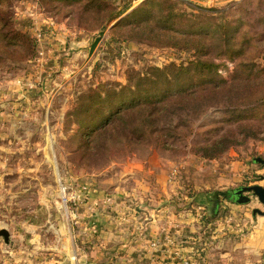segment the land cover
Masks as SVG:
<instances>
[{
  "label": "rangeland",
  "instance_id": "374dc122",
  "mask_svg": "<svg viewBox=\"0 0 264 264\" xmlns=\"http://www.w3.org/2000/svg\"><path fill=\"white\" fill-rule=\"evenodd\" d=\"M101 1L124 14L108 23L107 6L91 12L82 3L9 0L16 27L36 40L37 49L29 60L0 63V264H90L98 227L93 225L91 234L76 223L77 204L62 201L60 183L70 192L84 185L92 189L108 175L130 167L143 172L158 164L167 172L163 178L172 186L167 197L175 210L197 216L201 233L196 236L202 243L214 241V228L224 223L219 240L246 249L258 237L253 233L264 220V203L247 191L243 194L250 200L239 203L234 192L264 186V164L258 160L264 159V112L252 110L249 101L264 83L245 79L249 71L255 75L264 67V0H170L175 12L191 19L199 8L216 10L205 12L201 23L176 26L189 37H203L205 55L164 45V35L151 32L160 23L156 0L137 14L143 21L136 22V29L127 25L129 20L119 26L118 21L147 0ZM215 24L224 28L210 36ZM227 34L234 46L247 39L244 54L224 58L226 67L216 75L195 70L185 75L181 87L196 82L197 92L170 98V113L157 96L114 114L120 98L107 97L110 87L136 85L134 75L152 66L212 57L225 48ZM46 40L57 43L48 47L54 59L45 52ZM242 114L246 119L235 121ZM227 139L231 145L222 153L205 156L212 149L222 151ZM206 146L209 150L200 149ZM227 190L235 197L220 194L214 214V193ZM191 197L199 199L194 207ZM97 201L87 206L111 212L117 205ZM115 252L125 255V250ZM246 253L241 256L250 259ZM225 257L223 264H252Z\"/></svg>",
  "mask_w": 264,
  "mask_h": 264
},
{
  "label": "crops",
  "instance_id": "0c3cea01",
  "mask_svg": "<svg viewBox=\"0 0 264 264\" xmlns=\"http://www.w3.org/2000/svg\"><path fill=\"white\" fill-rule=\"evenodd\" d=\"M54 43L46 40L44 46L47 49L44 51L48 53L49 45ZM48 54L51 59L56 56L55 53ZM166 174L159 164L143 172L130 167L120 171L118 176L108 175L100 179L99 186L92 187L88 202L75 206L73 217L76 223L91 234L92 226L94 229L98 227V242L90 248V256L94 259L89 261L90 264H223V261H228L226 255H232L234 261L237 257V261L261 264L264 220L253 233L258 236L254 237L255 243L246 249L232 243L223 244L219 240L224 223L214 228V241L204 244L201 237L198 239L196 236L197 232L201 233L197 216L188 210H175L169 201L167 190L172 186L168 187V182H164ZM108 195L113 196L117 203L116 208L111 207V212L107 207L96 210L87 206L97 200L102 204V199ZM198 200V197H191L188 202L194 207ZM184 239L185 243H182ZM117 249L125 250V255H117ZM245 251L250 259L241 256Z\"/></svg>",
  "mask_w": 264,
  "mask_h": 264
},
{
  "label": "trees",
  "instance_id": "16d2710c",
  "mask_svg": "<svg viewBox=\"0 0 264 264\" xmlns=\"http://www.w3.org/2000/svg\"><path fill=\"white\" fill-rule=\"evenodd\" d=\"M57 2H63L66 4H73V3H82L86 10L91 12H97L102 9H104L106 6L108 7V10L110 13L108 15H105L104 18L107 19L108 23H111L115 21L116 19L120 18L124 12H118L114 7H111L109 5H104L103 1L101 0H54ZM159 2L158 4H161L158 14L160 19L158 20V25L155 26L152 25L151 32L154 30L156 32H160L164 35L165 43H162L164 45H167L169 47H176V48H183V49H196L198 52H200L202 55L207 54L208 49L206 48V45H204V38L201 36H191L189 37L184 30H181L182 28L185 29L187 26H191L194 22H203V17L205 16V12H215L216 10L212 9H205V8H199L197 11V14H194L195 19L189 18L184 12L177 13L173 10V5L170 4V0H156ZM155 0H147L143 4L135 7L132 11H130L128 14H126L124 17L119 19L118 26L120 23H123L124 21H128L127 25H134V28L138 26L136 22H142L143 20H139L137 18V14L141 11H144L146 9V4L156 2ZM5 3V5L3 4ZM149 9H147V12H145L146 15H148ZM13 14L12 11L9 8V0H0V63H4L6 60H16V61H25L31 59V57L34 54V51L37 49V43L36 40L30 36H28L25 32L21 31L16 27V23L13 21L12 18ZM151 20V17H149ZM154 19H157V16H154ZM179 24V26L185 24L180 27H176ZM224 26L220 24H215V28L213 31L214 34H210V36L215 35L218 31V29H222ZM104 30V29H103ZM224 43L225 48L216 53L214 56L209 58H202L196 57L195 60L192 59L187 63H177L175 61H171L167 63L165 67H158V66H152L149 71L145 73L138 72L136 76V85H126L121 86V89H116L110 87L108 89L107 97L120 98V103L117 105L118 111L114 114H118L121 112V109H124L126 107L136 105L140 102H152L154 98L157 97L158 101H164V105L162 107V110L165 111V113H170V98L172 97H186V94L188 96H192L197 92L196 89H193L195 83H190V88L188 87H181L185 81L183 80V77L185 75H188L191 71L195 70L199 72L200 74L204 75H216L220 71L221 67H226V63L224 61V58L228 56L231 60H235L236 56H240L244 54V50L247 45V39H243L240 42V46H234L232 45V36L224 35ZM205 49V51H204ZM225 56V57H224ZM216 59H222L223 61H217ZM244 62V61H242ZM240 62V66L243 65V63ZM237 64V63H236ZM248 64V63H247ZM245 65L246 68L248 65ZM248 81L247 84L256 83L259 82L261 85L264 83V67L259 70L258 74H252L251 71H249V74L246 75V78ZM227 81L221 80L219 84L226 83ZM200 84V83H199ZM118 83H116V86ZM174 85H179L175 92L167 91L168 88H171ZM171 86V87H170ZM215 87L218 86L217 84L214 85ZM195 88V87H194ZM192 89V90H191ZM158 90H163V93L158 92ZM157 91V93H156ZM167 91V92H166ZM196 91V92H195ZM139 94L138 97L136 94ZM162 94V95H158ZM98 96L99 93H98ZM131 96V97H129ZM135 96V97H134ZM136 98V99H133ZM254 107H252V110L258 109L262 112H264V86L257 90V93L255 96L250 98L249 100ZM230 105V104H229ZM226 108H229L226 107ZM230 109V108H229ZM246 119L244 115H240L237 117L235 121H240ZM169 130V129H168ZM255 138H257L256 133H252ZM169 135L172 137L173 133L170 132ZM223 138L220 139L223 142ZM213 145H217V142H214ZM225 147L222 148V151H216V149H212L210 151H206L205 156L206 157H214L218 155L219 153H222L229 145H231L229 139L225 140ZM227 146V147H226ZM206 149L209 150V146L201 147L200 149ZM211 152V153H210ZM222 194L228 200H231L233 197H235L232 192L229 190L227 191H216L214 193V197H216L214 203V206L211 208L214 214H217L219 211V202L218 197Z\"/></svg>",
  "mask_w": 264,
  "mask_h": 264
},
{
  "label": "built area",
  "instance_id": "2783aa9c",
  "mask_svg": "<svg viewBox=\"0 0 264 264\" xmlns=\"http://www.w3.org/2000/svg\"><path fill=\"white\" fill-rule=\"evenodd\" d=\"M40 37H41V34L39 38ZM91 190L92 189L89 186L84 185V186H81L77 191L70 192L66 184L60 183L59 195L65 204H70V203L78 204L88 199V197L90 196ZM103 203H105L106 205H112L114 203V197L110 195L105 196L103 198Z\"/></svg>",
  "mask_w": 264,
  "mask_h": 264
},
{
  "label": "water",
  "instance_id": "95a60500",
  "mask_svg": "<svg viewBox=\"0 0 264 264\" xmlns=\"http://www.w3.org/2000/svg\"><path fill=\"white\" fill-rule=\"evenodd\" d=\"M258 160L264 164V159L259 158ZM246 191L253 192L264 203V186L253 185V186H246V187L236 190L234 193H235V196H238L237 200L239 203H245L250 200L249 196H246L243 194Z\"/></svg>",
  "mask_w": 264,
  "mask_h": 264
}]
</instances>
